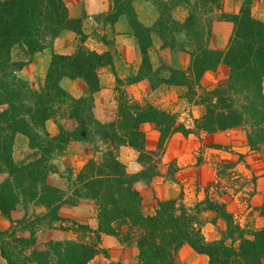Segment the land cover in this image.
Returning <instances> with one entry per match:
<instances>
[{
    "label": "trees",
    "instance_id": "1",
    "mask_svg": "<svg viewBox=\"0 0 264 264\" xmlns=\"http://www.w3.org/2000/svg\"><path fill=\"white\" fill-rule=\"evenodd\" d=\"M112 9L102 19L114 25L126 17L139 41L143 56L142 76L150 77L152 68L148 51L152 32H157L173 50L188 51V69L169 68L168 83L185 88V98L202 111L198 119H183L178 114L160 109L148 101L131 100L119 90L116 120L101 123L94 115V95L101 89L99 70L113 64L111 53L99 54L85 46L84 23L88 16L82 8H69L63 0H0V174L7 179L0 182V211L7 218L18 210L43 206L47 212L31 222L29 238H22L16 230L0 232V251L7 264H90L101 253V235L118 239L126 246L136 244L138 264H179L183 247L192 248L208 258V264H264V228H244L229 210L224 199L223 185L215 180L205 188V197L192 206L178 199L158 201L152 215L142 210L143 198L135 185H150L157 177L172 183L176 161L165 164L167 145L176 135L185 138L212 135L242 129L251 151L264 148V21L254 17V0H244L238 15H215L223 0H170L157 2L161 18L154 29L145 28L133 7L136 0H111ZM185 6L189 15L184 23L172 18V10ZM233 23V32L222 52L210 47L211 30L215 20ZM65 31L82 38L81 46L73 55L54 54L45 82L31 87L20 78L25 62H16L13 49L20 47L30 59L36 53L51 48ZM183 36L185 40L178 39ZM229 69L227 82L206 88L202 80L207 72H215L220 65ZM155 76V74H153ZM81 79L87 95L72 97L61 85L62 80ZM157 87L162 80L150 77ZM138 78H132L134 83ZM120 82V81H119ZM163 83V82H162ZM70 118L77 127L66 132L60 126L57 136L47 130L50 120ZM192 123V124H191ZM144 124L159 133L155 150L146 147ZM18 135L28 138L38 159L17 164L13 158ZM71 141L94 145L103 144L100 160L90 161L78 174L68 175L69 190L62 191L48 184L49 174L56 171L51 161ZM121 147L137 152L142 170L131 174L119 160ZM209 147L218 148L217 145ZM238 163L244 162L240 155ZM238 163L216 164L218 177L235 170ZM222 167V168H221ZM249 169V168H247ZM235 173V172H233ZM255 186L257 176L251 174ZM211 189H215L214 193ZM87 199L97 208L98 231L76 227L87 233V240L50 241L44 250L36 246L41 228H56L61 221L62 205H76ZM264 217V204L260 207ZM220 237L209 242L204 234L207 225L219 229Z\"/></svg>",
    "mask_w": 264,
    "mask_h": 264
},
{
    "label": "crops",
    "instance_id": "2",
    "mask_svg": "<svg viewBox=\"0 0 264 264\" xmlns=\"http://www.w3.org/2000/svg\"><path fill=\"white\" fill-rule=\"evenodd\" d=\"M86 6L89 26L84 25L86 42L85 46L99 54L111 53L113 64L99 70V80L101 89L94 95V115L101 123H112L117 117L119 90L124 89L130 99L136 101L149 100L154 106L160 109L173 110L178 108L181 103L182 95L186 90L183 87L168 83L170 79L169 68L188 69L191 64V55L188 51L173 50L165 44L160 35L152 32V44L148 51V59L152 68L150 77L162 80L157 87L153 86L150 77L142 76L143 56L140 51L139 41L136 38L129 21L126 17H121L114 25L101 24L100 28L90 30L94 18L104 16L112 9L110 0H88ZM157 2L169 4L170 0H136L133 7L140 23L148 29H154L159 22L161 12L156 5ZM262 4L264 1H261ZM87 3V1H86ZM244 0H223L221 10L218 15L235 16L238 15L243 7ZM259 0H254L252 13L254 17L261 19L257 14ZM92 10V11H90ZM172 18L178 23H184L188 18L189 12L186 7L179 6L172 10ZM95 16V17H94ZM89 29V30H88ZM95 31V32H94ZM233 32V23L226 20H215L211 30L210 47L216 51H224ZM80 36L72 31L63 32L54 42L51 48L36 53L32 59L28 58L25 51L17 61L25 62L24 67L19 72L21 79L26 81L31 87L39 88L45 82L47 72L50 68L52 57L58 55H73L77 51ZM183 41L184 37L179 36ZM222 75V77H220ZM132 78H138L134 83H130ZM204 79L227 82L229 79V69L225 65H220L217 72H207ZM120 81V82H119ZM62 87L74 98H81L87 95L88 88L81 79H64ZM123 90V91H124ZM60 126L66 132H73L77 127L75 120L65 118L59 121L50 120L47 123V130L51 137H55L60 132ZM142 130L146 134V147L154 150L159 143V133L152 129L150 125L144 124ZM174 140H186L181 134H176ZM122 154L134 153L130 147H122ZM37 150L31 149L28 138L18 135L14 143L13 158L17 164H26L37 157ZM101 153L94 145L82 142L71 141L64 150L57 154L53 160L55 172L49 174L48 184L62 191L69 190L68 175L78 174L90 161L98 160ZM133 156V154H132ZM136 157V156H135ZM135 174L142 170L141 165L134 161L131 166ZM7 179V174H0V182ZM155 180V179H154ZM140 183H137V185ZM139 186V185H138ZM168 187L164 180L159 182V187ZM173 190V188H171ZM47 210L43 206H32L29 210H18L7 218L0 211V232H10L17 230L19 237L29 238L30 230L26 227L36 217H42ZM96 205L93 201L81 199L76 205L64 204L59 210L61 221L56 223V228H42L37 232L38 250L44 248L50 241L77 240L72 227L76 224L89 227L93 232L98 231ZM77 233V232H75ZM102 248L107 249L113 261L122 264H136L135 258H127L125 254L131 252L136 255V246L125 247L119 241L105 234L101 235ZM121 246V247H120ZM184 248V247H183ZM192 250V249H191ZM123 254V255H122ZM0 264H7L0 251ZM34 264V263H28Z\"/></svg>",
    "mask_w": 264,
    "mask_h": 264
},
{
    "label": "rangeland",
    "instance_id": "3",
    "mask_svg": "<svg viewBox=\"0 0 264 264\" xmlns=\"http://www.w3.org/2000/svg\"><path fill=\"white\" fill-rule=\"evenodd\" d=\"M63 1L69 8L73 9L81 7L82 10H84L87 14L86 6L89 3L88 0ZM95 1L96 0H93L94 4H96ZM259 1L260 4L258 6L259 8L257 14L260 15V20L264 21V3L262 4L261 2L264 0ZM218 14L219 13L215 15L216 18H219L221 16ZM104 16H94V24L92 23V25H90V30L97 31V29L100 28V25L103 24L102 18ZM86 25L89 26L88 21L86 22ZM81 40L82 38L80 37L79 42H81ZM80 46L81 44L79 43L77 49ZM23 51L25 50L21 49L20 47H16L15 49H13L12 57L16 62H22L17 61L16 59L18 57H22ZM25 53L27 55L26 51ZM217 70L215 72H217ZM220 77H222V75H220ZM204 78L202 80V83L203 86L206 88L217 87L218 85L225 83L220 82V80L214 81L213 79ZM124 92L127 95V92L125 90ZM128 97L130 98L129 95ZM143 101L150 102L149 100ZM170 112L178 114L180 117H182V120L187 119L188 121H192V117L194 119H198L202 116L201 109L195 106L194 104H190L189 101L185 98V94L182 95V100L178 108H174L173 110H171L170 108ZM172 140L173 139H171L167 145V152L164 156L163 162L165 164H168L172 161L177 162L178 166L174 167L176 173L174 177L178 178V183H172L162 177H157L148 186L142 183L138 184L139 186L137 185L136 190H138L142 195V210L145 215H152L155 213L158 201L178 199L180 195H182V202H184L187 206H192L197 201L204 199L205 188L209 187L211 183L215 180H219L224 188V199L227 202L228 208L236 216L241 225L244 228L248 227L250 229L264 228V217L262 216L260 211V207L264 204V148L260 152L251 151L247 145L246 133L242 129H235L232 131L212 135L203 134L201 137L191 135L187 137L186 140ZM209 145H217L219 147L213 148L209 147ZM121 149L122 147L118 152L119 160L126 166L128 171L132 172L133 169L131 168V166L133 165L134 161L137 160L138 154L136 151L135 154H122L120 153L122 152ZM98 150L99 152L100 150L104 151L106 150V147L103 144H99ZM239 154L245 156L244 162L248 167H246L243 163H238L240 160ZM56 156L57 155H55V157ZM39 157L40 156L37 153V157H34L33 159L36 160ZM101 157L102 155H100L98 160H100ZM220 162L238 163L235 170H233V172L235 173L231 172L232 170L226 171V173H222L223 177H218L216 169L218 167L216 166V164H219ZM51 164H53V161H51ZM251 174H255L257 176L255 186L253 185ZM161 180H164V184H168V187H159V182ZM171 188H173V190H171ZM214 190L215 189H211V192L214 193ZM36 219L37 217L33 221H31L35 225L37 223ZM219 227L220 228L217 229L213 225L205 226L204 234L209 242H212L220 237L219 231L224 229V225L220 224ZM72 229L73 232H77H74L77 240H80L82 237V240H87V238H89V235L87 237V233L79 230L77 227H72ZM16 233L18 234L17 230ZM121 245L129 247L123 244ZM130 246H136V244H131ZM100 247L101 253L90 264H122L121 262L113 261L111 259V254H109L108 250L102 248V244ZM44 248L40 250H44ZM191 249L192 248L188 246H185L181 249L179 254V264H208L207 257L199 255L193 249ZM138 255L139 251L136 253V255H134V253L132 254L131 252L125 254L127 258H135L137 260L136 264L139 263ZM21 261L22 260L20 259L17 261V263L20 264Z\"/></svg>",
    "mask_w": 264,
    "mask_h": 264
}]
</instances>
